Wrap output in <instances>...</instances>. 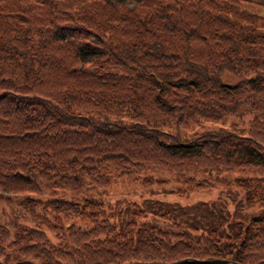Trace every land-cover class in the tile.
Segmentation results:
<instances>
[{
    "label": "trees",
    "instance_id": "trees-1",
    "mask_svg": "<svg viewBox=\"0 0 264 264\" xmlns=\"http://www.w3.org/2000/svg\"><path fill=\"white\" fill-rule=\"evenodd\" d=\"M150 166L186 194L233 184L235 208L110 217L94 190ZM14 200L53 207L37 221L61 232L0 221V264H264V0H0V205Z\"/></svg>",
    "mask_w": 264,
    "mask_h": 264
},
{
    "label": "rangeland",
    "instance_id": "rangeland-1",
    "mask_svg": "<svg viewBox=\"0 0 264 264\" xmlns=\"http://www.w3.org/2000/svg\"><path fill=\"white\" fill-rule=\"evenodd\" d=\"M233 77V76H231ZM218 121L211 117H206L199 125H191L184 128L183 133L190 134L198 131V129L217 124ZM144 175H152L162 180H155L148 182L145 180ZM182 186L173 175L168 172L164 167L150 166L145 168L141 173L132 177L131 174L119 175L112 178L110 183L106 186V191L103 188L94 190L97 196H103L105 202L103 206L105 210L114 215H118L117 211L120 210L125 217L134 215L136 219L139 218L141 209H148L154 204L159 205L168 202L174 205L192 204L199 200H206L211 206H219L224 211L233 210L235 208L236 199L240 195V190L233 184L229 183H216L210 188H193L187 194L181 192L178 188ZM64 195L69 197V193L65 192ZM79 201L81 199L77 197ZM0 205V221H5L11 216H19L25 222L36 223L44 228L51 241L58 240L57 232H61V228L56 226H49L47 221L38 220L40 210L42 208L27 207L18 201H2ZM47 215L48 219L53 221L56 217V212L53 207H46L42 209ZM248 213L249 209L240 206L239 210ZM64 223V221H63ZM117 264H131V260L125 259Z\"/></svg>",
    "mask_w": 264,
    "mask_h": 264
},
{
    "label": "water",
    "instance_id": "water-1",
    "mask_svg": "<svg viewBox=\"0 0 264 264\" xmlns=\"http://www.w3.org/2000/svg\"><path fill=\"white\" fill-rule=\"evenodd\" d=\"M188 263H212V264H244L235 260L224 257L196 258V257H181L172 261H158L155 264H188Z\"/></svg>",
    "mask_w": 264,
    "mask_h": 264
}]
</instances>
